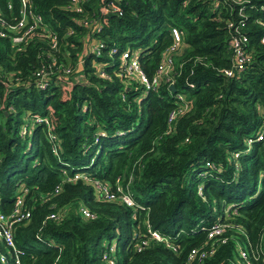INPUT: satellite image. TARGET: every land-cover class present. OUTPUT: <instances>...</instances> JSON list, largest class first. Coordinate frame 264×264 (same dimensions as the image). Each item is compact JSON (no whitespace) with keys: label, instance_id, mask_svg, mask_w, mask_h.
I'll return each instance as SVG.
<instances>
[{"label":"trees","instance_id":"trees-1","mask_svg":"<svg viewBox=\"0 0 264 264\" xmlns=\"http://www.w3.org/2000/svg\"><path fill=\"white\" fill-rule=\"evenodd\" d=\"M68 1L29 0L46 30L19 49L0 37V209L26 188L30 216L13 231L25 251L21 263L105 264L101 240L114 239L116 264H184L227 205L226 241L203 264H230L237 246L250 253L264 237V142L246 143L264 114V24L252 20L264 0H79L81 12ZM239 6L251 56L226 76L227 22L237 20ZM18 7L19 0H0L3 17ZM171 26L180 42L168 80L143 91L125 74L120 52L135 50L150 78L173 42ZM88 37L103 43L99 54L85 50ZM41 66L48 70L44 88L36 85ZM32 116L42 120L19 134ZM76 171L110 185L118 178L138 205L96 198L92 184L65 179ZM79 203L94 217L82 216ZM57 209L58 219L45 216ZM145 221L176 250L149 239L135 251L131 236Z\"/></svg>","mask_w":264,"mask_h":264},{"label":"built area","instance_id":"built-area-1","mask_svg":"<svg viewBox=\"0 0 264 264\" xmlns=\"http://www.w3.org/2000/svg\"><path fill=\"white\" fill-rule=\"evenodd\" d=\"M216 1V0H213ZM236 4H241L243 0H234ZM214 5H216L214 3ZM11 4L7 2V8H10ZM66 7H69L75 12H81L82 6L79 0H69ZM258 11L252 18L254 22L264 24V8L262 5L254 6ZM238 18L235 22L228 21L227 26L230 28V35L228 40V45L232 52V64L230 67L222 68V73L226 76L233 75L235 71L241 70L246 62L250 60V51L247 48L248 37L246 32L243 30L244 18L246 16L242 7L239 6L237 10ZM83 24H88L85 18L81 19ZM41 17L38 13L32 11L29 7V0H19V7L17 9V14L9 16L8 18L3 17L0 13V37H8L11 44H13L17 49L20 48L21 42L28 36L35 34L38 29L42 33V30H46L44 25H41ZM100 26L95 25V30H99ZM71 31L69 30L68 33ZM170 33L172 35L173 42L161 55V58L156 66L153 75L149 78L144 70L141 68L137 54L135 50H130L125 48L120 52L119 62L125 70V74L128 78L134 79L142 88L143 91L153 89L155 84L160 80H168V72L171 68L172 53L177 49L180 42V32L174 26L170 27ZM51 39L49 41V47L55 49L56 47V36L51 33ZM87 42V50L91 51L93 54H99L100 49L103 47V43L99 40H95L92 37ZM261 42L264 43V34L260 38ZM86 41V38H85ZM85 45V44H84ZM85 47V46H84ZM112 51V48L110 49ZM54 62V58L51 59ZM50 64V63H47ZM47 67L41 66L36 72V85L37 87L44 88L47 82ZM171 82H169L170 84ZM178 99L183 98V94L176 95ZM180 109L171 110L168 115V119L172 118L176 112ZM42 118L38 116H32L31 122L24 123L20 128L23 129L22 134H25L29 130L30 125L33 122H39ZM48 137L52 139L54 136L52 133H47ZM260 140L264 142V114L261 116L260 125L258 130L255 132L254 136H249L246 139V143L250 144L252 141ZM234 156L237 153H233ZM263 173V172H262ZM66 180L75 181L77 179L84 180L92 184L94 188V194L96 198L104 200H112L123 203L126 206L135 208L138 204L132 198L129 189L124 188L119 179L116 178L113 185L107 182L92 180L88 177L86 173L76 171L72 175L65 177ZM58 185L55 186L54 191L58 190ZM26 188L22 185L18 187V190L13 198L11 205L7 211L0 209V264H22L20 257L25 253L24 249L17 246L14 240V226L20 221L27 220L30 216L29 208L24 204V194ZM197 192L200 193V185L197 186ZM232 205H227V208L223 209L222 219H218L210 223L205 227L203 240L190 247L186 254L184 264H203L206 256L213 253L215 247L226 241V236L223 234L224 229L230 223L225 219L229 215V207ZM77 209L82 216L92 218L94 213L91 212L86 206L78 204ZM63 209L51 210L45 216L53 220L58 219L62 214ZM235 212V209H232ZM264 231V229H263ZM134 242L132 246L135 251H139L152 239L157 242H162V244L175 251L176 246L169 240L168 236L162 235L158 230L152 229L147 221H145L144 230H135L131 236ZM253 249L249 253L246 249L237 246L235 258L229 259L230 264H264V237L258 246H253ZM118 247L114 239L102 241V248L100 250V259L105 264H116Z\"/></svg>","mask_w":264,"mask_h":264},{"label":"rangeland","instance_id":"rangeland-1","mask_svg":"<svg viewBox=\"0 0 264 264\" xmlns=\"http://www.w3.org/2000/svg\"><path fill=\"white\" fill-rule=\"evenodd\" d=\"M90 38H86V41H84V44H85V50H87V42L89 41ZM30 118L29 119H24V122H29ZM28 131V130H27ZM23 132V129H19V134H22ZM103 240H101V243H102Z\"/></svg>","mask_w":264,"mask_h":264},{"label":"water","instance_id":"water-1","mask_svg":"<svg viewBox=\"0 0 264 264\" xmlns=\"http://www.w3.org/2000/svg\"><path fill=\"white\" fill-rule=\"evenodd\" d=\"M170 88H172V85L170 84Z\"/></svg>","mask_w":264,"mask_h":264}]
</instances>
